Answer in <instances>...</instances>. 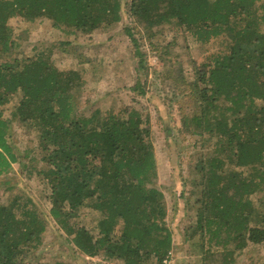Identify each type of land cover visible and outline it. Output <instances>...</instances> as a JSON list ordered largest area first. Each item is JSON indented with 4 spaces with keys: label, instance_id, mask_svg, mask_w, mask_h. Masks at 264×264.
<instances>
[{
    "label": "trees",
    "instance_id": "trees-1",
    "mask_svg": "<svg viewBox=\"0 0 264 264\" xmlns=\"http://www.w3.org/2000/svg\"><path fill=\"white\" fill-rule=\"evenodd\" d=\"M124 11L143 31L170 30L213 44L189 84L193 111L181 116L189 133L214 138L212 155L197 167L190 229L222 241L229 249L220 264H234L236 251L264 243V0H0V174L19 162L8 140L11 123L19 121L36 133L44 162L21 166L27 179L35 175L43 184L48 215L66 240L107 261L161 263L172 231L156 185L148 118L125 105L79 112L74 91L87 80L85 61L60 68L50 47L21 56L10 24L44 18L64 36L103 33ZM12 96L16 104L6 116ZM29 191L22 187L0 201V264H21L42 243L45 214ZM257 192L262 208L249 198Z\"/></svg>",
    "mask_w": 264,
    "mask_h": 264
},
{
    "label": "rangeland",
    "instance_id": "rangeland-1",
    "mask_svg": "<svg viewBox=\"0 0 264 264\" xmlns=\"http://www.w3.org/2000/svg\"><path fill=\"white\" fill-rule=\"evenodd\" d=\"M10 24L21 56L50 47V57L60 68L75 67L74 59L85 61L88 71L83 78L87 80L82 89L74 91L79 112L89 113L94 108L116 110L125 105L144 113L151 131L156 185L164 195L166 223L172 231L168 264H220L221 255L229 248H223L222 241L207 240V234H192L190 229L195 222V184L201 176L197 167L202 159L212 155L214 138L192 135L181 122V116L189 117L195 106L189 84L196 72L204 69L205 55L214 50L213 44L201 45L191 36L182 37L170 30L143 31L125 11L121 21L103 33L64 36L44 18L32 22L13 18ZM173 36H177L175 41ZM16 100L12 96L3 106L6 116L13 111ZM8 140L19 162H13L8 172L0 174V201L6 202L22 187L26 188L47 223L42 243L21 264H52L57 260L68 264H122L104 260L100 255L80 253L48 215L43 184L35 175L27 179L21 166L32 162L38 168L44 167L36 133L14 121ZM260 195L257 192L249 197L258 208H262ZM84 220L89 231L96 233L92 217L86 215ZM188 234L190 237L185 238ZM235 255L234 264H264V243L247 245Z\"/></svg>",
    "mask_w": 264,
    "mask_h": 264
},
{
    "label": "built area",
    "instance_id": "built-area-1",
    "mask_svg": "<svg viewBox=\"0 0 264 264\" xmlns=\"http://www.w3.org/2000/svg\"><path fill=\"white\" fill-rule=\"evenodd\" d=\"M170 251L167 253V255H165L162 260H161V263L160 264H168L169 263V260H170Z\"/></svg>",
    "mask_w": 264,
    "mask_h": 264
}]
</instances>
